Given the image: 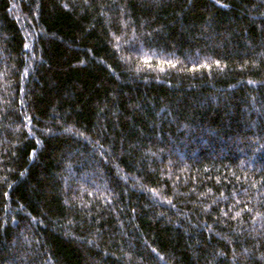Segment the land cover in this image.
<instances>
[{
  "label": "trees",
  "instance_id": "trees-1",
  "mask_svg": "<svg viewBox=\"0 0 264 264\" xmlns=\"http://www.w3.org/2000/svg\"><path fill=\"white\" fill-rule=\"evenodd\" d=\"M0 264H264V0H0Z\"/></svg>",
  "mask_w": 264,
  "mask_h": 264
}]
</instances>
